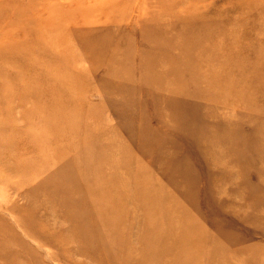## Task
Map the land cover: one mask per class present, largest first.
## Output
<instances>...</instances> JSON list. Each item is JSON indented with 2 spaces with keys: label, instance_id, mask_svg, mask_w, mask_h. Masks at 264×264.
<instances>
[{
  "label": "rangeland",
  "instance_id": "1",
  "mask_svg": "<svg viewBox=\"0 0 264 264\" xmlns=\"http://www.w3.org/2000/svg\"><path fill=\"white\" fill-rule=\"evenodd\" d=\"M0 264H264V0H0Z\"/></svg>",
  "mask_w": 264,
  "mask_h": 264
},
{
  "label": "bare ground",
  "instance_id": "2",
  "mask_svg": "<svg viewBox=\"0 0 264 264\" xmlns=\"http://www.w3.org/2000/svg\"><path fill=\"white\" fill-rule=\"evenodd\" d=\"M125 199V198H124ZM114 204H117V203H114Z\"/></svg>",
  "mask_w": 264,
  "mask_h": 264
}]
</instances>
